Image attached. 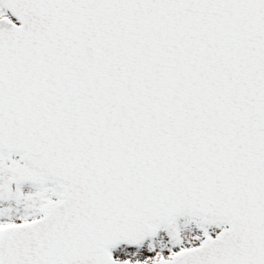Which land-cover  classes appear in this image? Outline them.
<instances>
[{
    "label": "water",
    "instance_id": "water-1",
    "mask_svg": "<svg viewBox=\"0 0 264 264\" xmlns=\"http://www.w3.org/2000/svg\"><path fill=\"white\" fill-rule=\"evenodd\" d=\"M0 2V167L61 189L0 264H264V0ZM184 216L224 226L112 256Z\"/></svg>",
    "mask_w": 264,
    "mask_h": 264
},
{
    "label": "rangeland",
    "instance_id": "rangeland-1",
    "mask_svg": "<svg viewBox=\"0 0 264 264\" xmlns=\"http://www.w3.org/2000/svg\"><path fill=\"white\" fill-rule=\"evenodd\" d=\"M4 14L6 11L0 4V15ZM59 193L60 189L54 184H19L14 175L0 169V230L8 223L36 217L42 206L56 199ZM218 228L217 223L200 222L193 217L179 218L152 238L111 251L116 259L151 262L185 246H194L203 237L214 235Z\"/></svg>",
    "mask_w": 264,
    "mask_h": 264
}]
</instances>
